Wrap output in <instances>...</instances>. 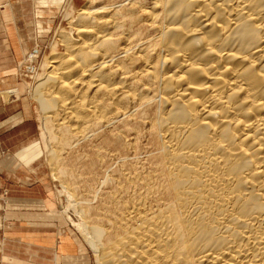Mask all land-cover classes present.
Here are the masks:
<instances>
[{"label": "bare ground", "instance_id": "bare-ground-1", "mask_svg": "<svg viewBox=\"0 0 264 264\" xmlns=\"http://www.w3.org/2000/svg\"><path fill=\"white\" fill-rule=\"evenodd\" d=\"M84 1L33 92L45 127L69 145L144 126L158 150L107 226L78 210L98 264H264V0Z\"/></svg>", "mask_w": 264, "mask_h": 264}, {"label": "rangeland", "instance_id": "rangeland-1", "mask_svg": "<svg viewBox=\"0 0 264 264\" xmlns=\"http://www.w3.org/2000/svg\"><path fill=\"white\" fill-rule=\"evenodd\" d=\"M37 1L41 3L42 0ZM46 2L49 1L46 0ZM142 2L146 3L145 1ZM13 4L12 0L9 2L8 0H0V30L7 28L11 34L15 33L13 35L15 43L18 41L16 35L18 32L24 38L25 47L15 51L12 49L10 39H8L7 47L9 49L5 50L0 46L2 48L0 49V68L6 69L5 72L8 73L5 76L6 81L2 83L3 89L16 87L17 89H12L10 92L18 91L17 97L8 91L2 95L6 101L24 97L25 103L29 106L35 134L32 138L33 143L23 151L32 146L37 149L35 152V154L37 153V171L45 178L56 201L58 214L68 225L73 242L79 248L73 253V264H98L97 252L85 241L86 239L83 238L77 228H74V221L76 223L79 219L78 210L90 208L91 211L86 212L89 216L87 217L85 214V219H89L90 223H99L103 227L107 226V218L112 219L114 217L110 214L118 213L113 211L115 207L111 199L118 188V183H123L130 171L137 170L141 173L150 171L151 162L158 153L157 146L145 133L146 128L144 126H141L136 135L135 132L128 131L129 125L121 123L110 126V128L109 126L105 127L98 133L89 135V137L80 136L79 138L78 136L69 145H63L59 140L52 139L50 136L53 137V134L56 136L54 132L57 130L53 128L54 130L52 129L50 134L47 131L44 114L33 92L46 77L52 55L63 52L59 35L61 32L72 31L73 25L68 19L72 20L76 17L77 11L85 5V1L64 0L51 28L42 34L44 36L37 43L36 39L34 41L31 39L32 35L35 36L33 27L25 25V21L20 18L21 16L16 14L17 8ZM29 28L31 32L28 33ZM33 53L37 55L33 56ZM51 123L56 127L54 119ZM113 134L119 135L118 139L113 140L111 138ZM52 152L58 156L56 159L51 157ZM107 178H111L112 181L106 182L105 179ZM67 193H70L73 200L69 198ZM109 204L112 207L106 206ZM65 210L69 211L73 222L66 219ZM106 211L109 212L106 213Z\"/></svg>", "mask_w": 264, "mask_h": 264}, {"label": "crops", "instance_id": "crops-1", "mask_svg": "<svg viewBox=\"0 0 264 264\" xmlns=\"http://www.w3.org/2000/svg\"><path fill=\"white\" fill-rule=\"evenodd\" d=\"M12 1L16 14L27 27H33L31 39L36 43L51 28L64 2ZM14 34L7 28L0 30V46L9 49L10 39L12 49H24V38L17 32L15 43ZM5 70L0 68V264H73V253L79 248L58 214L45 178L37 171V157L19 156L33 143L35 127L24 97L4 99L5 91L18 96V91L10 92L16 87L3 89Z\"/></svg>", "mask_w": 264, "mask_h": 264}]
</instances>
